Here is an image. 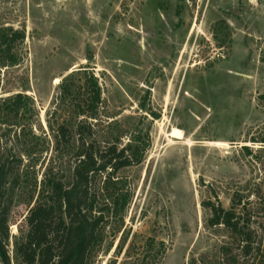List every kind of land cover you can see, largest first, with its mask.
Here are the masks:
<instances>
[{
    "label": "rangeland",
    "instance_id": "rangeland-1",
    "mask_svg": "<svg viewBox=\"0 0 264 264\" xmlns=\"http://www.w3.org/2000/svg\"><path fill=\"white\" fill-rule=\"evenodd\" d=\"M1 29L24 33L16 64L0 66V160L20 159L21 174L10 264H18L15 242L30 208L47 200L48 179L71 180L75 151L58 150L56 135L67 126L77 148L81 117L60 83L71 77L82 86L84 70L102 93L89 140L149 143L140 164L118 172L131 201L124 221L107 225L92 264H251L262 256L264 0H0ZM17 93L27 96L18 114L5 102ZM173 128L182 138L169 135ZM234 198L251 230L247 255L239 237L209 224L208 202L228 209Z\"/></svg>",
    "mask_w": 264,
    "mask_h": 264
},
{
    "label": "trees",
    "instance_id": "trees-1",
    "mask_svg": "<svg viewBox=\"0 0 264 264\" xmlns=\"http://www.w3.org/2000/svg\"><path fill=\"white\" fill-rule=\"evenodd\" d=\"M23 37L24 33L19 30H0V66L16 64L13 47ZM83 72L82 86L77 87L70 81L71 77L60 83L62 100L71 99L74 112L81 117L75 130L80 142L77 148L66 139L73 136L67 126H60L56 135L58 150L63 145L75 151L71 180L66 183L62 178L48 179L47 200L30 208L26 216L27 229L15 242L18 264H92L94 250L104 241L107 225L113 219L123 222L131 201V191L118 172L140 164L149 143L136 140L120 148L116 143L103 147L89 140L93 135L89 119L97 117L102 93L97 76L91 71ZM5 102L18 114L20 110L25 111L27 96L17 93ZM19 161L18 158L0 160V256L3 264L11 263L7 249L9 216L13 191L21 183L17 169ZM238 203L234 198L232 206L226 209L208 202L209 224L223 225L239 237L242 251L247 255L253 247L247 232L250 228L238 213ZM251 264H264V252Z\"/></svg>",
    "mask_w": 264,
    "mask_h": 264
},
{
    "label": "bare ground",
    "instance_id": "bare-ground-1",
    "mask_svg": "<svg viewBox=\"0 0 264 264\" xmlns=\"http://www.w3.org/2000/svg\"><path fill=\"white\" fill-rule=\"evenodd\" d=\"M58 81V79H57ZM172 138H182V132L178 128H173L171 133L169 134Z\"/></svg>",
    "mask_w": 264,
    "mask_h": 264
}]
</instances>
